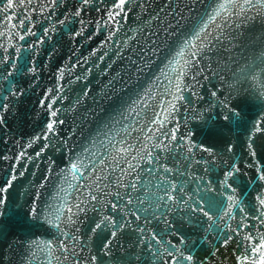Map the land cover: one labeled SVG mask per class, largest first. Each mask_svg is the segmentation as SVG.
Wrapping results in <instances>:
<instances>
[{"label": "water", "instance_id": "water-1", "mask_svg": "<svg viewBox=\"0 0 264 264\" xmlns=\"http://www.w3.org/2000/svg\"><path fill=\"white\" fill-rule=\"evenodd\" d=\"M36 2L37 0H33V4ZM223 2L225 0H195L193 8V0H148L153 8L157 5L175 6L171 7V15L179 13L180 23L177 26L181 27L197 23L201 15L210 13L214 5ZM229 2L234 5L247 2L251 3L253 8L233 7L221 11L219 17L211 22L210 31H206L212 45L201 51L199 63L189 59L188 50L180 52L175 46V41H168L161 33V42L165 47H162L160 53L152 59L145 56L146 63L143 68L140 66V60L131 54L134 51L139 53L147 43L146 37L150 30L145 21L148 20V16L142 15L138 7L133 10L131 4L126 10V15L118 17L119 27L115 23H107L102 24L101 30H97L96 18L110 14L107 13V9L98 12L96 8H84L83 18L89 22V28L83 35L69 37V33L75 30L72 27L73 21L57 24V31L50 34L54 36L55 42L48 41L47 44H42L39 52L35 47L26 46L38 39L39 30L21 39L13 28L15 25L16 29L27 31L18 20L30 16V13L25 12L23 8H16L6 14L0 9V40L9 38L6 29L12 33L10 38L15 41L9 47L12 59L21 66L27 63L30 67L32 63H36L39 69L35 74L23 68L11 74V83L17 85V91L21 89L23 91L20 96L9 98L11 107L4 112L7 127L0 126V136L11 135L17 141L26 142L28 138L40 132L49 118L47 104L39 103V100L44 98L53 104L57 112L55 119L63 121L57 125L59 137L68 140V145L62 148L58 138L53 137L51 142H48L41 137L30 149H25L28 156H32L33 159L25 158L19 163L14 160L0 162V178L3 177L5 165L9 163H16V167L24 173L17 176L10 189L7 206H0V264H76V257L70 262L66 261L62 254V248L66 245H60V242L64 239L73 240L74 236L78 238L83 233L76 232V229L81 227L80 224L73 226L68 223V211L65 206L74 209L77 201L87 199L89 190L95 194L92 182L108 184L109 181L100 176L99 172L114 175L124 168V164H131V160L123 153L117 158L119 148L121 146L132 148V142L137 141L135 147L144 151L143 143L154 134L151 129H147V123L155 118L153 112H162L164 108H174V111L164 113L165 116H170L168 124L164 125L165 130L169 125L174 127L179 123V136L183 137L191 132L192 138L198 143L208 142L210 146L223 144L225 141L236 143L233 161H238L245 176L251 178L248 186L243 189L244 196L254 194L253 182L257 179L253 166L255 160L248 158L244 129L248 122L259 117V110H264L261 109L264 107L261 104V100H264V5L257 4V0ZM90 3L95 4L97 8L100 7L97 0H90ZM181 5L183 7H180ZM25 7L28 5L25 4ZM66 11L67 8L58 6L53 18L65 19L63 13ZM12 12L16 15L10 20H5V16ZM47 15H52L51 10ZM35 18L43 23L40 14ZM165 19L168 24L171 23L168 13H164L161 22ZM204 19H207V15H204ZM74 23L79 27V20ZM158 26L153 23L151 32H155ZM113 30L114 35L110 38L109 32ZM170 31L174 32L175 28ZM217 31L221 33L222 38L216 36ZM134 32L135 36L132 35ZM101 40L106 41L105 45L100 46ZM93 48H97L95 53L91 51ZM2 51L3 48L0 47V52ZM33 57H36L35 61ZM129 64H133L131 69L128 67ZM185 64L189 67L185 68ZM62 65L63 73L59 74L58 69ZM105 68L109 71L105 72ZM181 69H184L183 73ZM3 74L0 66V75ZM177 77L181 78V83H177ZM129 81L133 87L138 85L141 92H148L151 99L147 105L140 103L133 108L136 96L122 108L113 104L114 96L121 95L124 92L123 85ZM5 88V83L0 82V93H3L0 95V104L9 102L4 99L7 95ZM50 88L52 91L49 96L44 97V92ZM175 88H180V95L184 99L177 98L176 105H173L170 97L176 96L173 91ZM235 90L240 91V97L245 101L244 119L236 124L221 123L214 119L206 122L209 121V113L214 117L221 110V105L215 102L212 92L215 91L217 97L224 100L230 91ZM57 93L61 95L52 101L51 96ZM73 128H75L73 136L68 137L67 133L73 131ZM45 143H49V147L40 156H35L34 154ZM176 143L179 144L180 141L177 140ZM72 145H75L74 149L71 148ZM21 146L17 143L13 149L7 141L0 140V155L3 153L14 155L20 151ZM70 151L73 160L77 162V169L70 167L73 163V160L69 159ZM173 155L183 162L178 151H174ZM224 159H228V156ZM256 159L264 165V152L258 153ZM101 160L104 161L103 165L99 163ZM113 163L120 168H112L110 173L106 172L105 170ZM214 163H217L216 171H219L221 166L218 162ZM50 164L52 167L49 170ZM81 166L87 168V171H80ZM133 167L135 168V165ZM142 167L145 169L144 175L147 176L148 165L143 164ZM136 171L139 173V169ZM140 183L144 188L154 186L151 178L142 179ZM261 186H264V182ZM112 187L115 188V185ZM192 187L194 189L197 185L193 184ZM199 187L201 198L203 194H212L211 188L206 189L203 184ZM35 190L41 193L37 204L44 218L40 220H33L26 214L28 205L36 199ZM111 192L112 189L101 192L105 202L110 199ZM138 195L143 197L147 193ZM80 206L84 207L83 204ZM233 211L239 215L236 206H233ZM94 213L97 216L101 214L95 204L89 203L86 211L78 218L84 222L86 216H92ZM219 228L223 230V225H219ZM258 228L259 226L253 223L249 231ZM66 232H72L74 236L66 237ZM134 240L133 235L125 234L121 246H131ZM48 241L52 243L49 244ZM197 243L201 244L200 241ZM91 247L94 248L95 243H92ZM208 247L207 244H203L200 251L207 254ZM231 247L236 248L237 244L233 242ZM239 247L243 249L244 246L241 244ZM68 251L71 252L72 249L68 248ZM118 254L119 248L114 252V255ZM243 254L253 255L256 260L259 259V254L232 252L220 244L218 251L210 257L209 264H234L235 257ZM146 261L147 264H154L147 257Z\"/></svg>", "mask_w": 264, "mask_h": 264}, {"label": "snow or ice", "instance_id": "snow-or-ice-1", "mask_svg": "<svg viewBox=\"0 0 264 264\" xmlns=\"http://www.w3.org/2000/svg\"><path fill=\"white\" fill-rule=\"evenodd\" d=\"M97 3L100 4L99 8L95 4H91L90 0H37L35 4H33V0H0V9L6 14L16 8H23L25 12L30 13V16L18 20V23L22 24L27 31L16 29L15 25L13 28L21 39L29 37L39 30L38 39L33 44L26 45L29 48L35 47L39 52L42 44H47L48 41L55 42L54 36L50 34L57 31V24L73 21L72 27L75 30L69 33V37L83 35L89 28V22L83 18L84 8H96L98 12L107 9V13L110 14L96 18L97 30H101L102 24L107 23H115L119 27L118 17L125 16L126 10L131 4L133 10L138 7L142 15L147 14L148 16V20L145 21L150 30V34L146 37L147 43L139 53L134 51L131 54L135 59L140 60V66L143 68L146 63L145 56L152 59L160 53L162 47H165L161 42V33L168 41L174 40L175 46L180 52L188 50L189 59L199 63L198 57L201 55V51L212 45L206 31H210L211 22L219 17L221 11L233 7L253 8L251 3L234 5L229 0H225L223 3L214 5L210 13L204 14L207 15V19L201 15L197 23L185 24L181 27L177 26L180 23L179 13L175 16L171 15V7L175 6L157 5L153 8L148 0H114V2L112 0H97ZM25 4L28 7H25ZM257 4L264 5V0H257ZM58 6L67 8V11L63 13L65 19L55 20L53 18ZM193 8H195V0H193ZM49 10L52 15H47ZM164 13H168L170 24L167 19L161 22ZM37 14H40V20L43 23L35 18ZM15 15V12L6 15L5 20H10ZM76 20H79V27L75 26ZM153 23L159 25L155 32H151ZM172 28H175L174 32L170 31ZM5 32L9 38L0 40V47L3 48V51L0 52V66L4 72L3 75H0V82L5 83L7 95L4 99L9 100L10 97L20 96L23 91V89L17 91V85L11 83V74L20 71L21 68L35 74L39 69L36 63H32L30 67L27 63L21 66L12 59L9 47L15 41L10 38L11 32H8L7 29ZM113 35L114 30L109 32L110 38ZM132 35L135 36L136 33L134 32ZM216 36L222 38L219 31L216 32ZM105 43L106 41L101 40L100 46ZM116 43H120V41H116ZM91 51L95 53L97 48H93ZM17 55H19L18 52ZM49 55L51 56L52 53ZM100 58L103 59V57ZM33 60L35 61L36 57H33ZM128 67L131 69L133 64H129ZM188 67L189 65L185 64V68ZM63 69L62 65L58 69V73L62 74ZM139 70L137 69V71ZM104 71L108 72L109 69L105 68ZM200 71L202 73L203 69ZM181 72L183 73L184 69H181ZM177 83H181L180 77H177ZM123 89L124 92L114 96L112 101L118 107L122 108L125 103L131 101L133 96L137 97L135 104H132L133 108L140 103L147 105L151 99L147 91L141 92L138 85L132 86L131 81L124 84ZM51 91L50 88L44 92V97L49 96ZM173 91L176 96L170 97V99L172 104L176 105L177 98L183 100L184 97L180 95V88H175ZM60 95L61 93H57L51 96V100L55 101ZM125 95L127 99H125ZM233 96L236 99H230ZM212 97L215 98L216 103L221 105V110L214 117L209 113V121L206 122L214 119L221 123L236 124L244 119L243 105L245 101L241 99L239 90L230 91L224 100L217 97L215 91L212 92ZM39 103L40 105L47 104L49 109L47 114L49 118L46 119L45 127L28 138L26 142L24 140L17 141L11 135L0 136V140L7 141L13 146V149L17 143L22 145L20 151L14 155L9 153L0 155V162L14 160L19 163L25 158L33 159L32 156H28L25 149H30L31 145L41 137L48 142H51L53 137L58 138L62 148L68 145V140L59 137L57 125L58 123L62 124L63 121L55 119L57 112L53 104L44 98H41ZM261 104L264 105V100H261ZM10 107V100L8 103L0 104V126L7 127L4 112ZM171 111H174V108H164L162 112L152 113L155 118L147 123V129H151L154 134L150 138H146L143 143L144 151L135 147L137 141L132 142V148L124 146L119 148L117 158L123 153L126 158L131 160V164H124V168L118 170L114 175H105V172H99L98 174L107 179L109 183L101 185L92 182L95 194L89 190L87 199L77 201V206L74 209L65 206L68 211V223L73 226L80 224L81 227L77 228L76 232L83 233L78 238L72 232L65 233L66 237L74 236L73 240L64 239L60 242V245H66L62 248V254L66 261L70 262L73 257H76V264H147V257L154 264H209L210 257L218 251V246L223 244L232 252L243 251L259 254L258 260L253 255H238L235 257L234 264H245V262L264 264V186H261L264 182V165H261L256 159L258 153L264 152V110H259V117L248 122L244 129L246 148L249 152L248 158L255 160L253 166L257 176L253 182L255 185L254 194L250 193L248 196H244L243 189L248 186L251 178L245 176L238 161H233L236 143L225 141L223 144L212 146L208 142L198 143L196 139L192 138L191 132L183 137L179 136V123H176L174 127L169 125L165 130L164 125L168 124L170 116H165L164 113ZM158 122L159 126H157ZM74 132L75 128L68 132L67 136L72 137ZM177 140L180 141L179 144L176 143ZM121 144L123 145V142ZM48 147L49 143H45L34 155L40 156ZM71 148L74 149L75 145H72ZM174 151L179 152L183 162L173 155ZM225 156H228V159H224ZM69 159L73 160L71 151ZM121 162L123 163V160ZM214 162H218L221 166L219 171H216L217 163ZM16 163L6 164L3 177L0 178V206H7L10 189L17 176L24 174L16 167ZM99 163L103 165L104 161L101 160ZM143 164L148 165L147 176L144 175ZM91 166L90 164L89 167ZM51 167L52 164L49 165V170ZM70 167L77 169V162L73 160ZM112 168L119 169L120 166L113 163L105 171L110 173ZM136 169H139V173ZM79 170L84 172L87 171V168L81 166ZM149 178L154 182V186L144 188L140 182L142 179L148 180ZM113 184L115 188L112 187ZM193 184L197 185L194 189ZM201 184L205 185L206 189L211 188L212 194H203V198H201L202 193L199 187ZM107 189H112V192L110 199L105 202L101 192ZM138 193H147V195L141 197ZM40 195V191L35 190L36 199H33L28 205L26 214L33 220L44 218L37 204ZM89 203L95 204L101 214L97 216L94 213L92 216H86L84 222H81L78 217L86 211ZM81 204L84 207H81ZM233 206L239 209L238 216L233 211ZM225 221L228 222L225 223ZM253 223L257 224L259 228L249 231ZM219 225H223V230L219 228ZM125 234L135 237L131 246H121L122 237ZM210 236L212 239H209ZM197 241H200L201 244H198ZM233 242L237 244L236 248L231 247ZM48 243L51 244L52 241H48ZM92 243H95L94 248L91 247ZM203 244L209 246L207 254L200 251ZM241 244L244 246L243 249L239 247ZM68 248H71L72 251L69 252ZM117 248H119L118 256L114 255Z\"/></svg>", "mask_w": 264, "mask_h": 264}]
</instances>
